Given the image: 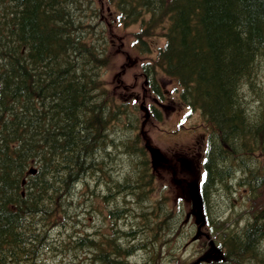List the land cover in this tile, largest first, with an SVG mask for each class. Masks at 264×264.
I'll list each match as a JSON object with an SVG mask.
<instances>
[{
    "label": "trees",
    "instance_id": "1",
    "mask_svg": "<svg viewBox=\"0 0 264 264\" xmlns=\"http://www.w3.org/2000/svg\"><path fill=\"white\" fill-rule=\"evenodd\" d=\"M88 1L0 0V264H264V0H103L123 25L140 22V49L162 31L157 65L207 124L200 196L216 253L198 260L179 245L194 226L148 195L144 149L115 136L130 117L96 78L106 39ZM238 188L243 218L214 220L212 199Z\"/></svg>",
    "mask_w": 264,
    "mask_h": 264
},
{
    "label": "rangeland",
    "instance_id": "2",
    "mask_svg": "<svg viewBox=\"0 0 264 264\" xmlns=\"http://www.w3.org/2000/svg\"><path fill=\"white\" fill-rule=\"evenodd\" d=\"M82 2L89 1L82 0ZM96 6L99 14L96 20L102 24L106 39L103 43L104 60L96 70V78L102 84L106 94L115 101L114 111L126 110L130 117L129 121L124 119L126 124H118L114 131L115 136L130 133L132 139H137V145L144 147L148 157L151 148L158 149L163 160L149 158L154 176L152 189L150 186L146 189L151 190L148 192L149 197L156 200L162 195L166 196L169 207L182 216V223L184 221L183 224L188 222L194 226L191 237L187 239L185 235L180 237L182 241L179 245L180 248L183 247L181 251L185 253L186 258L195 254V260L207 253L208 255L210 253V256L214 253L215 257L214 242L217 235L208 227L204 206L198 213L188 187V183L200 184L203 178V156L208 136L207 124L199 111L190 109L180 102L177 81L164 75L161 69L155 72L156 91L150 85L152 80L149 79L148 70L158 47L164 41L163 37H159V32H154L148 37L151 52L147 53L140 50L139 44L134 40L138 25L127 27L121 25L117 13L103 0H96ZM136 126L138 127L133 130ZM104 159L108 163L107 171L114 175L117 170L109 165L112 164L114 154L111 153ZM104 179L109 181L105 177ZM95 188L99 189L101 195H103L101 189H106L100 184V180ZM231 194L229 197L225 194L212 199V211L214 208V213H219L216 217L220 216L221 219L233 221L245 215V209L248 208L245 191L238 188V192ZM81 203L83 208L88 201H81ZM94 205L102 210L100 225L107 228L109 223L113 226L104 218L107 207L97 195L94 197ZM126 208L125 213H131V207ZM85 209L89 213L94 212L92 209L86 207ZM212 211L210 209V212ZM89 213L82 212L79 221L91 218L89 225L93 226L94 219ZM118 224L119 228H123L121 222ZM229 224L230 222H227L223 225L229 226ZM195 240L197 242H193ZM51 255L52 252L48 256ZM76 256L70 258L73 264H89L86 255L77 254ZM43 258L45 264H48L49 258ZM63 264L70 263L63 262Z\"/></svg>",
    "mask_w": 264,
    "mask_h": 264
},
{
    "label": "water",
    "instance_id": "3",
    "mask_svg": "<svg viewBox=\"0 0 264 264\" xmlns=\"http://www.w3.org/2000/svg\"><path fill=\"white\" fill-rule=\"evenodd\" d=\"M150 152H151V155L153 158H155V157L160 158V154L156 149H151ZM188 186L190 187V190L192 192L193 200H194V203L196 205V208L199 210V196H198V192L196 189V185L189 183Z\"/></svg>",
    "mask_w": 264,
    "mask_h": 264
},
{
    "label": "bare ground",
    "instance_id": "4",
    "mask_svg": "<svg viewBox=\"0 0 264 264\" xmlns=\"http://www.w3.org/2000/svg\"><path fill=\"white\" fill-rule=\"evenodd\" d=\"M73 7H74V5H73ZM79 12V11H78ZM30 23V22H29ZM42 24V23H41ZM24 28V27H23ZM6 39V38H5ZM41 39V38H40ZM79 39V38H78ZM164 42V41H163ZM10 51V50H9ZM36 55V54H35ZM20 67V66H19ZM11 70V69H10ZM9 74V73H8ZM10 94V93H9ZM43 103V102H42ZM33 108V107H32ZM108 108V107H107ZM19 121V120H18ZM12 122V121H11ZM18 124H19V122H18ZM26 133V132H25ZM38 133V132H37ZM23 141V140H22ZM38 153V152H37ZM41 160V159H40ZM99 170V169H98ZM65 175V174H64ZM70 182V181H69ZM82 185V184H81ZM129 186H131V185H129ZM132 188V187H131ZM77 194V193H76ZM218 221V220H217ZM63 232V231H62ZM37 234V233H36ZM27 241V240H26ZM45 248V247H44ZM43 250V249H42ZM129 251V250H128ZM39 253V252H38ZM69 254V253H68ZM32 256V255H31ZM82 262V261H81Z\"/></svg>",
    "mask_w": 264,
    "mask_h": 264
}]
</instances>
